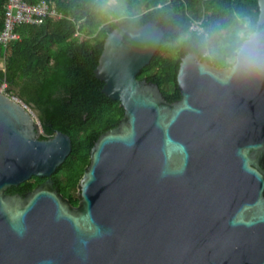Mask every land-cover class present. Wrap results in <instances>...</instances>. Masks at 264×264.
I'll return each instance as SVG.
<instances>
[{
    "label": "water",
    "instance_id": "water-1",
    "mask_svg": "<svg viewBox=\"0 0 264 264\" xmlns=\"http://www.w3.org/2000/svg\"><path fill=\"white\" fill-rule=\"evenodd\" d=\"M163 37L147 23L104 40L94 76L123 117L93 144L77 206L51 179L70 138L40 139L39 119L0 93V264H264V73L188 53L169 103L136 78ZM33 177L45 180L6 193Z\"/></svg>",
    "mask_w": 264,
    "mask_h": 264
},
{
    "label": "trees",
    "instance_id": "trees-1",
    "mask_svg": "<svg viewBox=\"0 0 264 264\" xmlns=\"http://www.w3.org/2000/svg\"><path fill=\"white\" fill-rule=\"evenodd\" d=\"M27 5L45 1L60 18L47 17L40 25L15 27L18 40L0 45V85L38 112L40 139L57 131L71 141V151L52 174L54 188L77 206L76 186L89 164L93 144L123 117L119 103L102 94L103 83L94 76L104 40L114 29L153 23L164 37L151 62L137 79L158 85L172 103L179 99L176 75L180 59L196 53L216 68L230 67L209 60L201 46L205 33L233 23L239 15L255 30L257 0H22ZM8 0H0V32ZM198 30H190L192 23ZM44 178L33 177L7 194L32 191Z\"/></svg>",
    "mask_w": 264,
    "mask_h": 264
},
{
    "label": "clouds",
    "instance_id": "clouds-1",
    "mask_svg": "<svg viewBox=\"0 0 264 264\" xmlns=\"http://www.w3.org/2000/svg\"><path fill=\"white\" fill-rule=\"evenodd\" d=\"M201 46L207 59L223 60L232 70L242 68L264 73V35L255 33L250 23L239 15L230 25L205 33Z\"/></svg>",
    "mask_w": 264,
    "mask_h": 264
},
{
    "label": "built area",
    "instance_id": "built-area-1",
    "mask_svg": "<svg viewBox=\"0 0 264 264\" xmlns=\"http://www.w3.org/2000/svg\"><path fill=\"white\" fill-rule=\"evenodd\" d=\"M47 17L60 18V15L51 8L45 1H40L35 5H27L22 0H8L5 7L3 29L0 32V45L5 47L11 41L19 39L14 32L18 25H40ZM190 30H198L197 23H192ZM6 85H0V93L5 94Z\"/></svg>",
    "mask_w": 264,
    "mask_h": 264
},
{
    "label": "rangeland",
    "instance_id": "rangeland-1",
    "mask_svg": "<svg viewBox=\"0 0 264 264\" xmlns=\"http://www.w3.org/2000/svg\"><path fill=\"white\" fill-rule=\"evenodd\" d=\"M3 92H4V90H3ZM2 92V94H4ZM12 98H15V97H12ZM17 99V98H16ZM22 103V102H21ZM23 104V103H22ZM24 105V104H23ZM25 107H26V109L32 114V116H33V118L36 120V122H38L37 121V118H38V112L37 111H35L33 108H31V107H29V106H26L25 105ZM39 132H41L40 131V126H39Z\"/></svg>",
    "mask_w": 264,
    "mask_h": 264
},
{
    "label": "crops",
    "instance_id": "crops-1",
    "mask_svg": "<svg viewBox=\"0 0 264 264\" xmlns=\"http://www.w3.org/2000/svg\"><path fill=\"white\" fill-rule=\"evenodd\" d=\"M1 65H2V64H1V62H0V67H1Z\"/></svg>",
    "mask_w": 264,
    "mask_h": 264
}]
</instances>
